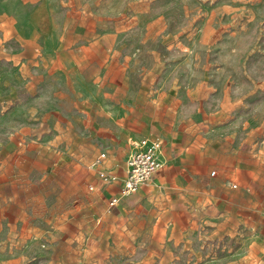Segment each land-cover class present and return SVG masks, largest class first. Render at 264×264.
<instances>
[{
  "label": "crops",
  "instance_id": "crops-1",
  "mask_svg": "<svg viewBox=\"0 0 264 264\" xmlns=\"http://www.w3.org/2000/svg\"><path fill=\"white\" fill-rule=\"evenodd\" d=\"M153 1L0 0V257L264 261V117L164 60L179 44ZM155 138L161 167L121 197L101 172Z\"/></svg>",
  "mask_w": 264,
  "mask_h": 264
},
{
  "label": "rangeland",
  "instance_id": "rangeland-1",
  "mask_svg": "<svg viewBox=\"0 0 264 264\" xmlns=\"http://www.w3.org/2000/svg\"><path fill=\"white\" fill-rule=\"evenodd\" d=\"M151 8L179 44L176 50H162L165 61L176 58L180 64L188 58L196 75L209 76L217 89L213 105L229 107L241 98L243 108L257 105L259 118L264 117V0H154ZM193 42L195 48L186 51L184 46ZM0 264L35 260L0 257Z\"/></svg>",
  "mask_w": 264,
  "mask_h": 264
},
{
  "label": "built area",
  "instance_id": "built-area-1",
  "mask_svg": "<svg viewBox=\"0 0 264 264\" xmlns=\"http://www.w3.org/2000/svg\"><path fill=\"white\" fill-rule=\"evenodd\" d=\"M162 145L163 143L159 138L153 139L151 144L147 146H145V141H143L140 150L132 155L123 178L105 172H101V178L107 182L119 180L121 182V197L137 192L150 181L153 174L161 167V164L156 159V152L162 149ZM101 156L104 157L105 154ZM91 188L93 189V187ZM118 201V197H113L110 203L114 205Z\"/></svg>",
  "mask_w": 264,
  "mask_h": 264
}]
</instances>
